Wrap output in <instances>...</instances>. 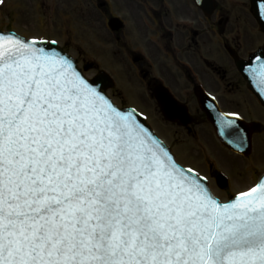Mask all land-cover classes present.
Here are the masks:
<instances>
[{
  "label": "snow or ice",
  "instance_id": "snow-or-ice-1",
  "mask_svg": "<svg viewBox=\"0 0 264 264\" xmlns=\"http://www.w3.org/2000/svg\"><path fill=\"white\" fill-rule=\"evenodd\" d=\"M0 264H264V180L221 202L56 41L0 34Z\"/></svg>",
  "mask_w": 264,
  "mask_h": 264
},
{
  "label": "flooded vegetation",
  "instance_id": "flooded-vegetation-1",
  "mask_svg": "<svg viewBox=\"0 0 264 264\" xmlns=\"http://www.w3.org/2000/svg\"><path fill=\"white\" fill-rule=\"evenodd\" d=\"M44 3L45 0H38L37 6L42 8ZM52 5L64 12L59 19L63 27L60 35H50L49 39L57 40L71 53L74 50L79 61L85 59L79 48L82 43L69 31L66 18L71 19L70 24L76 31L81 30L79 33H86L90 28L97 30L106 56L111 57L114 65L110 71L95 62H89L87 67L97 72L108 71L117 79L116 86L109 89L112 96H115L113 89L115 93H126L118 81L126 82L133 93L142 89L147 100L160 112L156 91L165 87L174 100L187 108L192 126L184 130L196 145L206 149L203 152L210 160L205 163L209 179L216 180L223 171L212 162L218 154L216 150L221 149L246 162L243 176L247 181L251 174L255 175L258 167L254 166L251 172L249 166L256 152L264 159V119L260 117L264 108L236 66L238 58L248 59L264 45V30L254 16L252 0H53L48 7ZM204 91L216 99L223 111L261 123L253 133L250 156L234 154L219 145L212 129L209 135L195 129L200 123L211 127L199 106L198 93ZM243 96L246 98L242 99ZM249 100L258 107L253 109L258 115L256 119L246 114L250 110ZM231 186L229 177V186L221 191L229 193Z\"/></svg>",
  "mask_w": 264,
  "mask_h": 264
},
{
  "label": "rangeland",
  "instance_id": "rangeland-1",
  "mask_svg": "<svg viewBox=\"0 0 264 264\" xmlns=\"http://www.w3.org/2000/svg\"><path fill=\"white\" fill-rule=\"evenodd\" d=\"M37 2L38 0H4L3 4H0V27L4 30H14L26 37L37 38L42 34H46L47 36L60 35L59 32L62 29L63 25L59 19L64 15V12L62 10L57 11L54 5H52L53 7H48L49 3L53 2V0H45L42 8H39L37 6ZM40 19L42 20L40 21ZM66 20L69 31H71V33H74V35H76V38L77 36L79 37L77 40L82 43L81 46H83L85 52H87L93 60H96L99 64H102L104 69L110 71L114 63L110 62V56H106L107 51L105 50V46L99 38L97 30H95V28H90L85 30L86 33H79L81 32V30L77 29L76 31L74 25L70 24L71 19L66 18ZM79 48L82 49V47ZM85 52H83L85 59L81 62V65H88L89 62H91ZM75 53L76 52L72 50V54ZM112 60L114 59L112 58ZM114 61L115 63H117L116 60ZM94 72L95 69L89 66L87 73L91 75ZM130 79H132V77ZM119 85H121L122 88L126 91V93L124 94L129 97L131 103L138 105L139 108L146 111L151 116V124L158 130V134L164 137L165 141L173 147L174 152L177 154L178 160L186 165L193 164L199 167L201 171L206 172L205 163L207 159L204 153L206 152V149L201 148V145H196L192 136L186 133L184 127L177 124H172L163 119L160 112L156 110L151 102L147 100L146 95L144 94L142 89L136 91V93H133V91L127 87L126 82L118 81V86ZM114 90L115 89L112 90V93L115 94L114 98L116 99V101L120 102V96L123 95V92L117 90L119 91V93H115ZM241 98H246V96H243ZM249 101L251 102V100ZM126 102L129 103L128 101ZM251 103H249L250 110L247 109L249 113H245L250 118L256 119L258 115L255 114V111H253V109L258 107L255 103ZM260 117L264 119V114ZM195 129L201 130V132L202 130H204L208 135L212 133V128L210 126L201 123L197 125ZM262 137L264 140V134L262 135ZM201 138L203 139V137H200L199 139ZM210 138L212 140L210 141L214 143L212 134L210 135ZM201 141L205 143L204 139ZM217 152V166L224 169V171L228 173L232 179L231 190H229L230 194L239 190H244L254 182L251 179L247 181L243 176V174L245 173L243 166L246 162H242L240 158L235 157L231 153V155H227L219 151ZM250 163L258 167V171L255 172V175L260 174L264 171V159H260L257 152L253 154ZM248 164L249 163H247L246 166ZM211 186L215 194H217L222 200L228 198L229 193L219 190L213 181H211Z\"/></svg>",
  "mask_w": 264,
  "mask_h": 264
},
{
  "label": "water",
  "instance_id": "water-1",
  "mask_svg": "<svg viewBox=\"0 0 264 264\" xmlns=\"http://www.w3.org/2000/svg\"><path fill=\"white\" fill-rule=\"evenodd\" d=\"M258 1L262 4L261 6H258V3H259ZM253 4H254L255 14L257 15V17L260 19L259 16H262L261 25H262V28L264 29V11L262 10V9H264V0H261V1L260 0H253ZM0 34L13 35V36H17L21 39H25V38H22V37L16 35L13 32H2L0 30ZM26 40H31V39H26ZM59 48L61 50H63L61 47H59ZM63 52H65V51L63 50ZM257 59L259 60L260 63L264 62V47L261 48L257 53L253 54L248 62L240 61L238 63V66L241 70H244V68H252L253 65L256 64ZM88 81L89 82H96L97 86L102 88L103 94L105 95V92L103 89V88H105V83H104L105 79L103 76H96L92 80H88ZM255 90L258 93V95L261 97L262 101L264 102V81H261L260 84H257ZM158 98L160 99V102L163 105L162 110L168 118L177 119V117H179L181 122L184 124H187L190 121L188 114L184 111H181L179 108H177L171 101H169L167 99V97L163 93L159 94ZM201 103H202L203 109L208 114L209 119L216 126V129L218 131V134H219L221 140L227 146H229L231 149H233L237 152H243L244 154H249V152L251 150L250 139H251V134H252V127H251L252 124L247 125V124H243L242 122L238 123L239 128L243 130V133L245 135L244 137H246V140L243 141L240 138L236 137V135L234 134L231 127L227 126L226 128H224L225 124L222 122L223 119H219V117L227 119L229 117L228 114L221 113V111L218 109V107H215L213 109H208V107H206V105L204 104L203 100H201ZM128 110H131V109H126L125 111H128ZM131 111H133V110H131ZM134 113H136V112H134ZM138 118L142 121V123H144L143 119L139 115H138ZM239 143H241L243 145H240ZM262 180H264V175L262 176L260 182Z\"/></svg>",
  "mask_w": 264,
  "mask_h": 264
},
{
  "label": "bare ground",
  "instance_id": "bare-ground-1",
  "mask_svg": "<svg viewBox=\"0 0 264 264\" xmlns=\"http://www.w3.org/2000/svg\"><path fill=\"white\" fill-rule=\"evenodd\" d=\"M218 151V150H217ZM221 152V151H220Z\"/></svg>",
  "mask_w": 264,
  "mask_h": 264
}]
</instances>
